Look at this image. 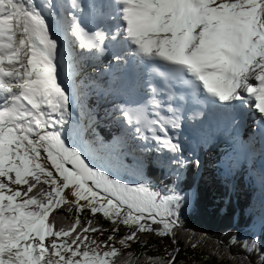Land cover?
I'll return each instance as SVG.
<instances>
[{"label":"snow or ice","instance_id":"1","mask_svg":"<svg viewBox=\"0 0 264 264\" xmlns=\"http://www.w3.org/2000/svg\"><path fill=\"white\" fill-rule=\"evenodd\" d=\"M85 7L108 30L81 26L77 13ZM56 8L66 13L65 34L80 49L104 55L109 40L118 63L126 56L159 62L167 71L153 72L180 78L193 95L203 90L220 102L248 100L264 117V0H0V264H140V256L143 264H176L178 249L167 259L121 249L147 243L142 233L175 243L183 196L123 184L66 143L74 86L72 72L61 79L60 45L47 18ZM149 90L145 105L121 109L125 121L143 140L179 152L169 135L180 127L177 110L169 105L172 115H161L158 89L149 83ZM65 206L77 215L57 226L53 213ZM85 209L102 213L111 229L82 220ZM121 226L127 232L118 238Z\"/></svg>","mask_w":264,"mask_h":264},{"label":"trees","instance_id":"2","mask_svg":"<svg viewBox=\"0 0 264 264\" xmlns=\"http://www.w3.org/2000/svg\"><path fill=\"white\" fill-rule=\"evenodd\" d=\"M91 103H97L93 97L89 105ZM113 110V113L100 112L96 126L101 146L106 151L111 150L113 155L107 163L108 170L111 172L119 160L131 166L135 159L133 152L140 151L145 155L141 171L148 187L162 196L170 195V190L175 189L184 198L178 210L179 227L175 229V243L171 236L142 233L141 239L147 243H132L131 248L121 249L122 253L131 251L138 256L146 253L147 256L167 259L168 253L178 249L176 264H260V258L264 256V222H259L258 215L264 214V206L260 191L247 172L239 177L237 163L229 160L224 150L207 146L202 166L207 175L203 172L198 174L196 158H189L184 164L185 151L171 153L151 140H143L123 122L118 107ZM131 135H135L131 142L134 149L127 150V144H115L118 136L128 139ZM164 157H170V160L160 162L159 158ZM53 215L56 225L61 226L70 225L77 213L75 210L68 212L65 206ZM79 215L82 220L93 219L104 228L112 227L103 215L93 216L87 209ZM126 232L127 229L121 226L116 235L122 238ZM109 234L105 232L103 236L97 234V237L105 240ZM253 244L256 246L254 250ZM117 247L121 246L117 244ZM124 258L121 255L117 260ZM143 260L144 257L140 256V264Z\"/></svg>","mask_w":264,"mask_h":264},{"label":"rangeland","instance_id":"3","mask_svg":"<svg viewBox=\"0 0 264 264\" xmlns=\"http://www.w3.org/2000/svg\"><path fill=\"white\" fill-rule=\"evenodd\" d=\"M73 49L75 50L76 54H80V48H76L75 46L73 47ZM84 52L88 51L87 49L83 50ZM82 51V52H83ZM81 58L83 57V55H80ZM86 59V57H85ZM84 59V60H85ZM80 67L83 69V71H87V64L83 65L81 63ZM76 68V66H75ZM69 69V68H68ZM67 69V70H68ZM78 67L76 68L77 71ZM122 71V68H121ZM75 74V72H74ZM76 76V74H75ZM77 77V76H76ZM89 79H92V76L89 77ZM97 81L104 83L105 81L102 79H97ZM78 87V85H77ZM111 98H104L103 100H101V102H99L100 105V109L101 108H105L108 105H110V103H112V100H110ZM109 101V102H108ZM85 105L82 103H79L77 105V107L74 106V108H72V104L71 107L69 109L70 111V116L67 117V123L64 125V134H65V139L66 141L69 139V137H71L73 134H76L79 136L80 132L78 133V131L76 132L75 128H76V112L79 114V120L80 119H84V124L86 126H88L87 131L85 129H83L81 131V135L79 137V139H77L75 141V145L71 146L76 148L77 151H79L82 156L86 159V161L89 163L90 166L96 168L99 171H103L105 172L107 175H109L112 179L118 180L123 184H128L131 187H136L137 185L143 184V185H147V180L143 177L142 175V159L144 158H140V156H142L141 153H135L136 155V159L134 160L133 164L131 166H128L125 162H123L122 160H119L117 162V164L114 166V168L112 169V171L110 172L109 169V164H107L108 162L111 161L112 158V152L111 150L106 151L104 149L103 146H101L100 142V137L97 136L95 134V131L92 130L93 126H94V120H93V116L94 113L97 111H93L92 113H90L89 115H83V109H84ZM81 116V117H80ZM71 117V118H70ZM85 117V118H83ZM70 118V119H69ZM56 130H59V126L57 127ZM75 130V131H74ZM76 132V133H75ZM87 133V135L83 138L82 134ZM81 138V139H80ZM200 140V139H198ZM212 142L206 141L204 143L205 144H209L210 149L215 148L218 144L217 142L215 143V139H211ZM124 141L123 138L121 139H117L115 141V144H122ZM133 146H131V148H133ZM200 151H197V156H200ZM45 154L42 152V156H44ZM202 157V158H201ZM200 159H203V155H201ZM199 160V159H198ZM42 163H44L46 166H50V162L43 160ZM242 169V168H241ZM54 171V170H53ZM55 174V173H54ZM123 175H126V177L124 178ZM263 173L259 172V177L257 180L258 183V187H261L264 190V178H262ZM261 176V177H260ZM122 177L124 179H122ZM102 215V213H97ZM262 215L261 214L259 216V220L262 219ZM47 243V241H46ZM52 259H56L55 257H52Z\"/></svg>","mask_w":264,"mask_h":264},{"label":"bare ground","instance_id":"4","mask_svg":"<svg viewBox=\"0 0 264 264\" xmlns=\"http://www.w3.org/2000/svg\"><path fill=\"white\" fill-rule=\"evenodd\" d=\"M59 21H60V24L62 26V29H64L63 20L62 19H59ZM84 21H85V24L87 26H92V25L95 24V16L89 13V9H88V14L85 17ZM72 46H73V40L67 39V43L64 44L62 47H60L58 49V56H59L60 65H61V69H60L61 79L64 78L65 70H67L69 68L68 71L72 72V74H73L72 84L74 86V89H76V84H78V80H77V77H76L77 75L75 76V74L81 73L83 71V69L80 67V65L84 61L81 59V57L78 54H76L75 50L72 49ZM109 49L114 50L113 49V45H109ZM90 54H91V57L92 58H96L98 60V62L102 66L105 65L104 63H106V61H108V57L100 56L95 51H92ZM86 58H87V60H89L88 57H86ZM75 66H76V68L78 67V69H77L78 72L76 71ZM72 68H74V70ZM74 72H75V74H74ZM115 79H118V78H115ZM66 83L68 84L67 81H66ZM134 88L138 91L134 95V97L135 98H139L140 97V90L138 88V84L135 85ZM216 102H217V100H216ZM71 104H72V108H74V106L76 105V95H75V91H74V95H73ZM75 116H76L75 117L76 118V123H78L80 125L81 123H80V120H79V114L77 112H76V115ZM255 121H257L259 125H264V117L261 116V114L255 108L254 104H252V107L250 109V112H249L248 117L245 118L242 121V123L234 131L240 133L241 136L244 137V128L247 127V126H249V125H251V123H253ZM222 125H223V123H222ZM79 132H80V135H81V130H78V133ZM80 135L78 136L77 133L76 134H73L71 137H69V139L66 141V143L70 147L73 146V145H75V141L77 139H79ZM241 148H242L241 150L243 152L246 151V148H245V145H244L243 142H241ZM258 162L259 163H264V158L259 159ZM68 191L69 190H65L66 193ZM69 199H74V198L73 197H69ZM81 203H84V202L81 201Z\"/></svg>","mask_w":264,"mask_h":264},{"label":"water","instance_id":"5","mask_svg":"<svg viewBox=\"0 0 264 264\" xmlns=\"http://www.w3.org/2000/svg\"><path fill=\"white\" fill-rule=\"evenodd\" d=\"M66 86H67V84H66Z\"/></svg>","mask_w":264,"mask_h":264}]
</instances>
